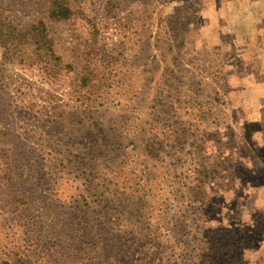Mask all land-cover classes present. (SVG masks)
Wrapping results in <instances>:
<instances>
[{"label":"rangeland","instance_id":"374dc122","mask_svg":"<svg viewBox=\"0 0 264 264\" xmlns=\"http://www.w3.org/2000/svg\"><path fill=\"white\" fill-rule=\"evenodd\" d=\"M61 1L0 0V264H264V0Z\"/></svg>","mask_w":264,"mask_h":264},{"label":"crops","instance_id":"0c3cea01","mask_svg":"<svg viewBox=\"0 0 264 264\" xmlns=\"http://www.w3.org/2000/svg\"><path fill=\"white\" fill-rule=\"evenodd\" d=\"M253 3H257L258 2H253L251 1L250 2V5H252ZM231 7H232V10H238V9H241V11L246 15L247 12L249 15L252 11V8L251 6L248 4V5H245V4H240V3H237L235 1L233 2H230L228 3ZM261 12H262V15L260 17H262L263 20H257L258 17H253V15H249L246 19H248V21L250 22H253L254 24H252V32H250L249 35H246V36H242V35H239V34H235L234 38L235 40L237 39H240L241 40V44L242 43H246V49L244 50L245 52V55H254V56H258L260 57V60L257 61V63H259V68L260 69H257L255 70L256 71V74L260 77H264V8L261 9ZM258 15V14H257ZM250 17V19H249ZM257 39V46L256 47H253L251 48V46L247 45V43L249 42H253V40H256ZM240 42H236L234 41V44L235 45H238ZM252 73L250 74L249 76V79L250 80H253L251 81V84L250 86L251 87H254L255 85H257V87H264V80L258 82V83H255L254 82V78H255V72L252 70L251 71ZM257 97H264V90H263V93L262 94H258Z\"/></svg>","mask_w":264,"mask_h":264},{"label":"trees","instance_id":"16d2710c","mask_svg":"<svg viewBox=\"0 0 264 264\" xmlns=\"http://www.w3.org/2000/svg\"><path fill=\"white\" fill-rule=\"evenodd\" d=\"M48 2L50 3V7H51L50 11H49V16L51 19L67 20L69 18L70 10L63 1H61V0H48ZM40 26L41 27L32 28L28 32L36 31L38 33L36 40H39V36H41L42 39L40 41H46L45 40V39H47L46 31H45L42 24H40ZM15 32H16V30L12 27V25L10 23H7L5 20L2 21V19L0 18V48L4 52H7L9 50V48L11 47L10 46L11 44H14V45L18 44V43H16V39H19V37H20L19 35H20V33L22 34V32H19V35L16 38H14L13 34ZM35 45L37 47H40L39 42H36ZM49 50L50 49L47 47V51H49ZM220 232L221 233H228L227 230H221Z\"/></svg>","mask_w":264,"mask_h":264}]
</instances>
